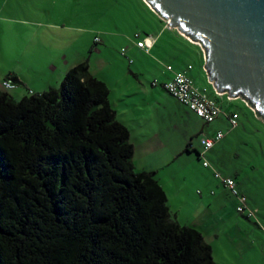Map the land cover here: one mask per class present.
Masks as SVG:
<instances>
[{"label": "trees", "instance_id": "trees-1", "mask_svg": "<svg viewBox=\"0 0 264 264\" xmlns=\"http://www.w3.org/2000/svg\"><path fill=\"white\" fill-rule=\"evenodd\" d=\"M132 155L86 58L40 91L0 87V264H216Z\"/></svg>", "mask_w": 264, "mask_h": 264}, {"label": "rangeland", "instance_id": "rangeland-1", "mask_svg": "<svg viewBox=\"0 0 264 264\" xmlns=\"http://www.w3.org/2000/svg\"><path fill=\"white\" fill-rule=\"evenodd\" d=\"M134 31L139 36L154 37L150 51H145L140 60L136 48L131 46H136ZM95 34L100 37L93 40L98 50L88 42L89 36ZM59 46L66 49L67 55L73 47L79 54L88 55L94 74H108L112 95L128 84L125 73L132 76L128 67L143 68L148 81L155 77L154 69L164 60L154 52L174 64L190 63L193 82L206 85L207 92L211 90L203 72L201 47L175 27L166 25L145 0H0V78L12 67L35 91L46 88L50 85L47 82H54L56 70L51 69L50 61L56 59L54 50ZM122 48L125 54L121 53ZM127 56L133 61H128ZM27 91L23 84L11 89L15 96ZM219 97L227 98L223 94ZM223 104L237 112L235 125L231 126L221 115L205 121L194 113L197 128H201L199 133L212 135L216 129L224 132L203 153L208 165H203L197 156L196 150L202 149L197 133L191 138L195 149H184L160 174L174 186L188 178L201 189L212 184L213 192L225 200L220 232L207 235L217 262L264 264V121L239 96ZM180 140L175 142L180 144ZM215 170L219 176L214 175ZM220 176L234 179L252 215L236 210L235 196L221 183Z\"/></svg>", "mask_w": 264, "mask_h": 264}, {"label": "crops", "instance_id": "crops-1", "mask_svg": "<svg viewBox=\"0 0 264 264\" xmlns=\"http://www.w3.org/2000/svg\"><path fill=\"white\" fill-rule=\"evenodd\" d=\"M63 23L66 24L65 22ZM74 26L83 28V26H79L78 24ZM50 36L54 38L52 34ZM93 36L94 35L89 36L88 42H90V45L92 44L90 47L94 46L95 49L98 50L99 48L96 47V43H93ZM90 37L92 38V42L90 41ZM131 46L136 48L135 52L140 60V57L145 55V50L140 46L137 47V45ZM60 47L61 46H59V48ZM59 48L54 50L56 51L54 56L56 59H51L52 62L50 61V63H52L51 69L56 70L52 85L58 83L65 70L71 64L84 58L87 59L91 71L88 55L79 54L77 48L74 47L69 55H67L66 49L63 46ZM62 48L64 50H62ZM121 53L125 54V52ZM153 54L162 56V60L172 63L175 69L182 68L185 65L180 62L174 64L170 60H165V55H161L159 52H154ZM78 55L81 56L79 57ZM70 58H72V60ZM131 61H133L132 58ZM164 62L154 69V76H157L156 78L158 79V82L154 84L150 82L151 80H147L143 73V68L139 66L134 69L128 67L129 71L132 73V76L128 73H125L126 75L124 74L128 76V84L124 87H120L113 95L111 94L112 88L109 84L110 78H108V74L101 72L100 75H95L104 80L107 84L109 102L115 109L117 118L128 128L129 140L133 145L132 158L134 168L136 170H153L154 177L165 191L166 202L171 214L180 223L196 226L209 241L207 237L208 234L216 236L218 231L220 232L218 227L224 219L225 200H223L220 195H216V193L213 192L211 188L212 184L208 183L201 189L200 186L196 185L188 178L186 181H181L179 185L176 184V186H174L169 183L168 178L166 179L160 174L165 167L170 166L178 154L186 149V143L188 141L192 142L191 138L201 131V128H197L196 119H194L196 115L194 112L184 103H181L170 95L161 85L160 81L171 74L170 70L164 68ZM6 71V73H15L20 79L21 82H17L16 85L23 84L28 89L35 91L34 88L27 85L29 82L26 78L20 76L14 68L9 67ZM5 74L3 76H5ZM204 74L206 75V73ZM47 83L51 85V82ZM157 84L161 87H157ZM202 86L206 85L202 84ZM8 91L12 94L11 89H8ZM209 92L210 94L212 93L211 90ZM21 94L23 93H19L16 97ZM217 99L226 112L234 111L228 108L226 104H223V102L229 103L232 98H225V100H222L217 96ZM220 115L224 116L223 114ZM175 140L176 142L180 140V144H177ZM230 198L231 201H234L232 196ZM234 238L239 237L235 236ZM212 255L216 264H220L214 256L213 249ZM221 264H225V262Z\"/></svg>", "mask_w": 264, "mask_h": 264}, {"label": "water", "instance_id": "water-1", "mask_svg": "<svg viewBox=\"0 0 264 264\" xmlns=\"http://www.w3.org/2000/svg\"><path fill=\"white\" fill-rule=\"evenodd\" d=\"M203 51L207 80L264 121V0H145Z\"/></svg>", "mask_w": 264, "mask_h": 264}, {"label": "built area", "instance_id": "built-area-1", "mask_svg": "<svg viewBox=\"0 0 264 264\" xmlns=\"http://www.w3.org/2000/svg\"><path fill=\"white\" fill-rule=\"evenodd\" d=\"M164 21L166 25H168L165 19ZM133 35L135 36V44L143 48L145 51H148L154 40V37L151 34L139 36V33L137 31H134ZM93 40H100L99 35L95 34L93 36ZM121 52H124L123 48L121 49ZM128 60L131 61V57H128ZM163 65L165 69L171 71V74L167 78L161 80L160 83L170 95H172L181 103H184L197 116L201 117L205 121H210L216 116L223 114L231 126L237 123V112H226L217 99V96L221 94H225L228 99H231L233 97L228 96L225 92L217 91L210 81L208 82L211 86V94L210 92H207L206 86H198L197 84H195L188 73L189 68L191 67L190 63H186L184 67L179 69H175L170 62H164ZM150 82L154 84L158 82V79L156 77H153ZM15 86L16 82L10 76L5 75L0 78L1 88L12 89ZM28 90L31 91V89ZM223 133L224 132L222 129H216V131L212 135H206L204 133H200L198 135V139L200 144L202 145V149L196 150V152L197 156L202 158L201 162L203 165H208V161L203 157L205 149L211 147L213 143L223 135ZM186 144L189 149H195L191 141H188ZM214 175L219 176V172L215 170ZM220 181L235 196L236 210L243 211L246 215H252V210L247 207L245 203L244 194L238 192L237 188L235 187L234 179L230 176H220Z\"/></svg>", "mask_w": 264, "mask_h": 264}, {"label": "bare ground", "instance_id": "bare-ground-1", "mask_svg": "<svg viewBox=\"0 0 264 264\" xmlns=\"http://www.w3.org/2000/svg\"><path fill=\"white\" fill-rule=\"evenodd\" d=\"M188 37V36H187ZM189 38V37H188Z\"/></svg>", "mask_w": 264, "mask_h": 264}]
</instances>
